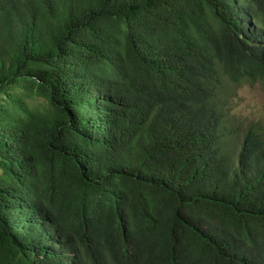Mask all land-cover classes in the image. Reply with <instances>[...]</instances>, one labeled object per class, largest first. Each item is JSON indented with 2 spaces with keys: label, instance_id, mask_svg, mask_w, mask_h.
I'll return each mask as SVG.
<instances>
[{
  "label": "trees",
  "instance_id": "16d2710c",
  "mask_svg": "<svg viewBox=\"0 0 264 264\" xmlns=\"http://www.w3.org/2000/svg\"><path fill=\"white\" fill-rule=\"evenodd\" d=\"M264 0H0V264H264Z\"/></svg>",
  "mask_w": 264,
  "mask_h": 264
},
{
  "label": "rangeland",
  "instance_id": "374dc122",
  "mask_svg": "<svg viewBox=\"0 0 264 264\" xmlns=\"http://www.w3.org/2000/svg\"><path fill=\"white\" fill-rule=\"evenodd\" d=\"M228 106L229 116L241 128L249 123L264 126V81L257 80L239 86Z\"/></svg>",
  "mask_w": 264,
  "mask_h": 264
}]
</instances>
